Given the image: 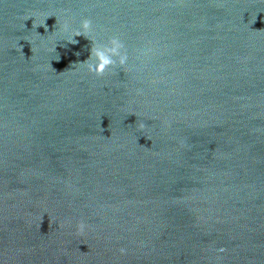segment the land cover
I'll use <instances>...</instances> for the list:
<instances>
[{
  "label": "water",
  "instance_id": "water-1",
  "mask_svg": "<svg viewBox=\"0 0 264 264\" xmlns=\"http://www.w3.org/2000/svg\"><path fill=\"white\" fill-rule=\"evenodd\" d=\"M0 264H264V0H0Z\"/></svg>",
  "mask_w": 264,
  "mask_h": 264
}]
</instances>
